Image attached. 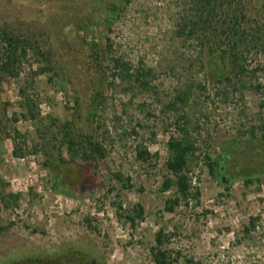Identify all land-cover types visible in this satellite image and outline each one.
Here are the masks:
<instances>
[{
  "label": "rangeland",
  "instance_id": "1",
  "mask_svg": "<svg viewBox=\"0 0 264 264\" xmlns=\"http://www.w3.org/2000/svg\"><path fill=\"white\" fill-rule=\"evenodd\" d=\"M85 2L89 0H0V25L21 22L44 31L43 48L70 64L81 83L84 104L94 95L89 83L94 72L86 62L91 52L85 43L95 42L104 49L108 39L115 54L133 67L143 64L156 70L155 84L166 100L177 86L176 79L163 81L166 73L175 68L183 81L189 60L198 55L194 47L185 48L175 39L183 0H130L110 31L98 21L83 29L72 24L57 34L53 22L68 13L64 8H73L71 15L83 9ZM74 15L75 20L83 18ZM263 62L254 56L252 64L262 66ZM38 68L35 58L29 57L17 78L0 82V194L21 195L16 209L5 208L0 199V264L50 256L68 260L81 253L105 264H153L150 248L161 228L176 234L169 248L193 259V264H264V184L247 187L242 180L231 184L228 178L234 172H230L225 188L218 174L211 175L203 156L221 153L259 125V117L264 118V89L258 92L251 86L264 87V71H258L240 91L214 80L212 71L194 75L206 87L196 89L187 108L190 131L201 150L190 176L201 197L171 214L165 211V201L174 192L164 194L161 188L165 164L172 157L168 142L181 138L178 127L165 130L174 116L169 119L159 106L157 115L148 117L142 108L144 99L126 93L119 81L104 85L105 101L93 120L107 148L101 171L108 184L84 198L52 188L48 157L58 158L61 137L57 133L76 117L78 107L63 79L36 76ZM21 90L36 103L37 121L21 117ZM16 131L23 136L19 141L25 154L22 159L13 156L9 134L16 136ZM141 145L151 154L158 153V160L151 165L140 163L136 152ZM119 174L132 178L133 189L117 180ZM138 205L145 208L144 220L133 227L125 214ZM251 218L261 221L247 238L243 229Z\"/></svg>",
  "mask_w": 264,
  "mask_h": 264
},
{
  "label": "trees",
  "instance_id": "2",
  "mask_svg": "<svg viewBox=\"0 0 264 264\" xmlns=\"http://www.w3.org/2000/svg\"><path fill=\"white\" fill-rule=\"evenodd\" d=\"M130 0H89L84 8L73 12L83 18L75 20V15L64 8L59 21L53 26L57 34L64 32L69 25L76 24L80 29L94 26L99 21L104 29H110L122 14L123 8ZM79 9V8H78ZM74 17V18H73ZM47 34L33 24L11 22L0 25V82H8L17 78L29 57H34L39 68L35 75H51L52 80L63 79L74 94L78 107L76 117L61 125L57 136H60V153L58 158L49 155L48 168L52 188L69 197L93 196L103 190L108 181L101 171V163L106 159L107 148L101 140L99 130L94 128L93 120L98 116L99 106L105 101L104 85L114 86L120 82L126 93H135L144 99L143 111L147 116L157 115L159 106L163 113L169 114V123L165 130L178 127L180 139L168 142L172 157L164 167V178L161 192L174 194L165 201V211L175 213L178 208L189 207L193 201H199L200 190L194 188L190 176L191 168L198 160L201 152L197 140L190 131L191 120L187 108L192 101L196 89H204L202 80L194 78L199 73H214L215 79L221 84L232 86L237 91L247 87L249 81L256 77L258 71H264L263 65L252 64L254 56L264 59V0H183L182 10L175 30V39L185 48L194 47L198 51L196 60H189V68H185L183 76L177 77L175 68H171L163 81L176 79L174 92L161 98L160 86L156 70L146 65L138 68L115 54L111 40H107L105 48L95 42L88 45L90 55L86 62L94 76L89 79L93 96L89 102H82V88L78 77L74 75L68 62L58 61L49 49H44ZM44 44V45H43ZM194 45V46H193ZM44 47V48H43ZM193 74V72H195ZM229 76H226L227 72ZM232 73V75H231ZM180 75V74H179ZM252 76V77H251ZM250 79V80H249ZM162 81V83H163ZM225 85V86H226ZM252 85V84H250ZM163 86V84L161 85ZM258 92L263 91L262 84H253ZM24 97L21 117L37 121L40 113L34 100L21 90ZM150 101V103H148ZM15 121H17L15 119ZM13 139V156L17 159L25 157L24 149L19 141L23 137L16 131ZM238 141L229 145L221 153L211 156L204 153L205 163L211 175L218 174L223 187L227 188L226 175L230 172V183L242 180L249 187L264 184V118L259 117V125L251 128ZM55 137V136H53ZM58 139V138H56ZM137 160L142 164L151 165L157 161L159 154H151L142 145L137 149ZM67 155V158H66ZM117 180L125 184L129 190L134 185L132 178L117 175ZM21 195L0 194L5 208L16 209ZM145 208L138 205L125 214V219L136 227L138 221L144 220ZM261 218H251L244 226L243 234L251 237L256 231ZM175 233H167L161 228L154 236V245L150 248L153 264H193V259L183 257L181 252L169 248ZM10 264H105L92 254L81 253L74 258L63 260L52 256L31 261L16 260Z\"/></svg>",
  "mask_w": 264,
  "mask_h": 264
}]
</instances>
